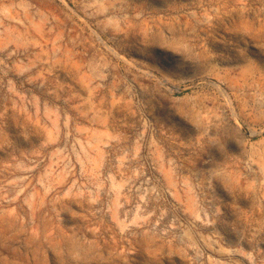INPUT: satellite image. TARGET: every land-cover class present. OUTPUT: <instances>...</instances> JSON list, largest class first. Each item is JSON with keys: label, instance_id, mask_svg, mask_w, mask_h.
Instances as JSON below:
<instances>
[{"label": "rangeland", "instance_id": "rangeland-1", "mask_svg": "<svg viewBox=\"0 0 264 264\" xmlns=\"http://www.w3.org/2000/svg\"><path fill=\"white\" fill-rule=\"evenodd\" d=\"M0 264H264V0H0Z\"/></svg>", "mask_w": 264, "mask_h": 264}]
</instances>
